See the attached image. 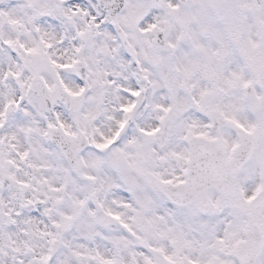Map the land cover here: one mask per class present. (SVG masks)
I'll return each mask as SVG.
<instances>
[{
	"label": "snow or ice",
	"instance_id": "6c2138e0",
	"mask_svg": "<svg viewBox=\"0 0 264 264\" xmlns=\"http://www.w3.org/2000/svg\"><path fill=\"white\" fill-rule=\"evenodd\" d=\"M0 264H264V0H0Z\"/></svg>",
	"mask_w": 264,
	"mask_h": 264
}]
</instances>
